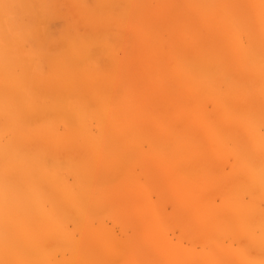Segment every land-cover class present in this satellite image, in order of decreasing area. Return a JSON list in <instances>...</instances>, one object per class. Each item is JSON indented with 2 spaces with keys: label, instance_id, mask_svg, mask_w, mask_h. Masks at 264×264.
<instances>
[{
  "label": "clouds",
  "instance_id": "9594fccd",
  "mask_svg": "<svg viewBox=\"0 0 264 264\" xmlns=\"http://www.w3.org/2000/svg\"><path fill=\"white\" fill-rule=\"evenodd\" d=\"M0 264H264V0H0Z\"/></svg>",
  "mask_w": 264,
  "mask_h": 264
}]
</instances>
